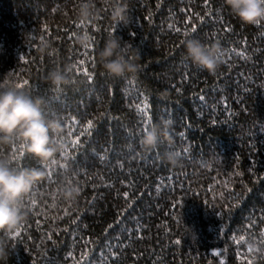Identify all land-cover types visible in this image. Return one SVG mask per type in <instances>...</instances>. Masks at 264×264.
Instances as JSON below:
<instances>
[{"label": "trees", "instance_id": "1", "mask_svg": "<svg viewBox=\"0 0 264 264\" xmlns=\"http://www.w3.org/2000/svg\"><path fill=\"white\" fill-rule=\"evenodd\" d=\"M94 3L95 20L81 25L80 0H0V81H27L67 146L44 164L20 144L0 146L14 166L46 172L24 198L20 230L0 233V264H264L248 247L264 248V22L242 23L224 0H127L117 25L112 0ZM112 32L139 50L137 72L114 78L97 62ZM193 37L220 47L214 73L185 55ZM57 67L71 68L59 88L47 79ZM161 120L173 142L143 148ZM69 182L75 202L62 197Z\"/></svg>", "mask_w": 264, "mask_h": 264}, {"label": "clouds", "instance_id": "2", "mask_svg": "<svg viewBox=\"0 0 264 264\" xmlns=\"http://www.w3.org/2000/svg\"><path fill=\"white\" fill-rule=\"evenodd\" d=\"M230 11L244 24L257 25L264 22V0H224ZM98 14L94 0H80L78 22L82 25L92 23ZM111 20L117 24L128 21L127 0H112ZM76 41L90 48L93 41L87 32L78 33ZM50 44L41 41L40 52L48 50ZM185 55L191 63L209 73L219 67L218 56L221 49L218 45H208L198 38L184 41ZM140 56L138 49L123 40V37L112 32L104 41L103 47L96 53L97 62L105 73L114 78H122L126 74L138 71L135 62ZM71 68L52 69L47 79L57 88L70 83ZM44 101L33 97L12 80L0 81V146L20 144L25 153L41 164L54 158L57 153L66 151V144L55 139L63 132L58 119L48 118L43 109ZM170 121L161 120L143 132L140 143L145 149H155L162 142L171 144L169 132ZM163 159L172 167L181 163L178 151L168 150ZM46 172L41 168L18 167L13 165V156H0V233L8 237L14 236L27 219L24 209V198L34 186L45 179ZM80 195V188L73 183L66 184L62 197L68 202H75ZM248 247L253 253H264V248L250 242ZM5 248L0 244V256Z\"/></svg>", "mask_w": 264, "mask_h": 264}, {"label": "snow or ice", "instance_id": "3", "mask_svg": "<svg viewBox=\"0 0 264 264\" xmlns=\"http://www.w3.org/2000/svg\"><path fill=\"white\" fill-rule=\"evenodd\" d=\"M81 25H82V24H81ZM257 25H260V23H257ZM78 26H79V25H78ZM176 31H180V30H179V29H176ZM192 31L195 32L196 29L193 28ZM81 63H82V62H81ZM84 74H85L86 76L88 75L87 70H85ZM88 78L91 79L90 76H89ZM25 84H27V81H24L22 84H18V86H19V87H24ZM57 90H59V89H57ZM146 110H147V105H146V104H145L142 108L139 109V111H141V113H143V114H146ZM150 119H151V118L148 117L147 122H150ZM91 127H92V124H91V122H89L87 128H88V129H91ZM146 130H147V129H145V131H146ZM76 143H79V142L76 141ZM21 155H23V153H21ZM52 163H55V160H53ZM46 167H47V166H46ZM62 167H65V166H62ZM51 175H52V173L50 172V173H49V176H51ZM261 222H264V221H261ZM253 226H254V225H253ZM260 235H261L262 237H264V232H261ZM234 239H235V238H234ZM241 239H243V238H241ZM262 242H264V241H262ZM177 243H179V241H177ZM249 251H251L250 248H249Z\"/></svg>", "mask_w": 264, "mask_h": 264}]
</instances>
